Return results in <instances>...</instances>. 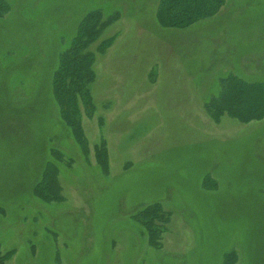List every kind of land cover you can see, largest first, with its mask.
Instances as JSON below:
<instances>
[{"label": "rangeland", "instance_id": "1", "mask_svg": "<svg viewBox=\"0 0 264 264\" xmlns=\"http://www.w3.org/2000/svg\"><path fill=\"white\" fill-rule=\"evenodd\" d=\"M7 1L0 246L15 252L5 264H224L230 249L231 264H264V118L217 117L205 106L222 76L264 80V0H225L186 29L160 28L156 0ZM95 9L115 17L86 48L91 105L74 99L82 151L59 118L50 75L78 20ZM48 145L62 158L61 202L31 194ZM205 173L213 189L202 187ZM153 200L170 213L157 223L158 249L129 217Z\"/></svg>", "mask_w": 264, "mask_h": 264}, {"label": "trees", "instance_id": "2", "mask_svg": "<svg viewBox=\"0 0 264 264\" xmlns=\"http://www.w3.org/2000/svg\"><path fill=\"white\" fill-rule=\"evenodd\" d=\"M224 3L225 0H156L154 18L160 28L186 29L217 15ZM9 10V2L0 0V19ZM113 17L115 16H109L104 20L97 9L85 13L78 20L67 49L56 55V63L50 75V91L58 108L59 118L82 151L85 150V142L74 99L75 95L80 93L84 100L90 103L87 85L93 78L91 68L93 54L86 48L98 38ZM109 43L110 39L102 41L100 49ZM219 84L221 87L219 93L205 103L212 114L218 117L222 112H226L243 122L264 118V80L250 81L229 73L220 78ZM100 151L97 153L98 164L100 169L107 173V157L103 150ZM48 155L44 161L41 158L38 160L40 163H37V178L31 187V194L43 202L51 199L61 202L63 195L57 181L61 154L57 147L48 145ZM208 176V173L202 176L201 185L205 189H213V181L210 182L213 187L207 183L206 186L203 184ZM162 207L160 201L153 200L135 207L129 215L141 226L148 246L154 249H158L161 244L162 230L157 223L167 222L170 215L169 212L162 210ZM13 252L14 249L3 252L0 246V264H5V260ZM236 255L233 249L223 251L224 264L235 261Z\"/></svg>", "mask_w": 264, "mask_h": 264}]
</instances>
